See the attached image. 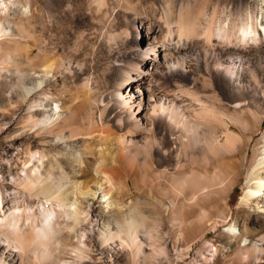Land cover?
Here are the masks:
<instances>
[{
	"label": "bare ground",
	"instance_id": "6f19581e",
	"mask_svg": "<svg viewBox=\"0 0 264 264\" xmlns=\"http://www.w3.org/2000/svg\"><path fill=\"white\" fill-rule=\"evenodd\" d=\"M20 1L0 0V123L22 109L16 134L29 132L46 148L26 144L18 151L23 159L3 164L7 177L0 182L8 187H0V264H73L89 256L92 226L99 249L118 244L132 263L140 255L170 262L166 239L185 237L190 246L203 230L219 226H227L224 239L202 245L210 256L227 247L241 261L260 260L264 225H250L246 217L237 226L225 199L242 175L238 204L264 223V20L257 12L239 0L225 8L243 18L215 24L204 21V0H180L173 21L165 17L167 2L148 23L125 0L134 39L145 29L147 50L135 61L113 56L94 114L95 80L70 97L54 96L49 81L65 74L60 63L41 58L40 67L31 65L33 44L23 41L40 38L9 19L10 6ZM16 9L27 16L26 6ZM7 74L15 79L6 82ZM144 86L146 98L131 96ZM133 193L141 196L126 204ZM95 203L103 210L90 212ZM67 251L70 260H61Z\"/></svg>",
	"mask_w": 264,
	"mask_h": 264
},
{
	"label": "rangeland",
	"instance_id": "374dc122",
	"mask_svg": "<svg viewBox=\"0 0 264 264\" xmlns=\"http://www.w3.org/2000/svg\"><path fill=\"white\" fill-rule=\"evenodd\" d=\"M124 1L125 0H121V1L103 0V4H100L103 10L100 7L98 8V6L100 5L96 6L97 4L96 0H21L18 5L13 4V6L12 5L10 6L9 19L13 22L15 21L14 23L21 22L26 30H29L28 28H31L29 30V34L32 35L33 33H35L32 35L34 39L37 38L38 36H39L38 38H40V40L38 39L31 40L30 38L27 37L23 41V44H27L28 47H30L33 44L30 47L31 52L29 55L30 58L34 57L33 59H31V65H33L35 68H38L40 67V64L43 62V60L44 61L47 60L45 61L47 63L49 62L55 63L56 61L60 63L61 70H63L65 73V74L59 73L56 76V80L49 81L51 85L49 92L52 93V95L60 96L62 94H65V96L70 97L71 92H72L71 94L78 92V90L80 89L79 87L83 89L85 83H87L86 80L89 81L92 79L93 82L96 81L94 86L96 88H93L94 91H92L91 93L92 96L95 95L94 96L95 98L92 97L94 98L92 100L93 101L92 104L94 105L91 106L93 107L92 110L94 114H96L97 109L95 108V106L98 101L97 95L100 94L99 91L101 85H103L102 81L104 83V76L102 74L104 73V71H106L109 68L110 64L112 65L113 58L117 56V59L122 58L125 61L130 59L131 61L132 60L135 61L136 58L145 55V51L147 50V47L144 46V42L146 41V31L145 29H141L139 39L138 40L134 39L135 33L132 29H130L131 24H130V14H128L129 10L124 5ZM128 1H129L128 4H131L135 7V12L137 13V15L139 14L136 17L139 20L148 23H152V22L155 23L157 21V18L162 13L160 7L167 2L171 3V10L169 12L164 11V13L166 14L165 17L168 20L173 21L174 18L176 17L177 8L180 3V0H128ZM238 1L239 0H204V2H206L205 4L206 10H204V15H205L204 21L205 19L208 20L212 19L215 24H223L229 20L230 22L238 21L237 19L241 17L243 18V13L241 11H236L234 9H231L232 11L228 12L229 10L225 8L230 6L231 7L236 6ZM242 1L250 9H253L255 13L257 12L256 15L258 20L261 19H262L261 21L264 20L263 19L264 0H242ZM188 2L190 4H194V3L199 4L203 2V0L202 1L188 0ZM20 5L23 7L26 6L28 9L27 16H24V18L23 16H21L20 18L19 14L16 12L17 6ZM214 7H216L215 10ZM29 12H31L32 14ZM114 24L116 25V29ZM109 26L111 28H109ZM124 29L129 34L127 39L124 37V33H122L124 32ZM101 30L105 31L106 34ZM113 36L115 37L119 36L118 39L119 40L122 39V40L119 41L117 38ZM113 39L114 40L116 39V41H114ZM39 41L41 43H39ZM137 42L141 45L135 47V44ZM213 42L215 41L213 40ZM38 43L40 45L43 44L42 47L39 46ZM52 48H54L55 50H53ZM118 51L120 52V54H118L119 53ZM45 52L49 54L48 56L50 57H47V54L44 55ZM123 52L126 53V55ZM58 58H60L61 61L63 60L64 62H60ZM63 58H66V60H64ZM50 59L51 61H49ZM37 61L40 62L37 63ZM77 63L81 66L79 65L77 66ZM71 65L73 69H71L72 68ZM178 70L179 69H174L173 73L177 72ZM67 72H71V74L70 73L68 74ZM97 72H100L101 74ZM14 79H15L14 76L10 77L7 74L5 81L9 83V81H13ZM81 82L84 85L81 86L80 85ZM145 87L146 86H144V88L141 89L140 94L132 93L131 96L139 97V98L141 97V99L143 97L146 98L147 88ZM64 90L66 91V93H64L65 92ZM39 97L43 98V96H39ZM95 99L97 101H95ZM94 102H96V104ZM22 111H23L22 109L16 110L14 114H10L4 118L3 124L0 123V180L2 176L5 178L7 177L6 168L3 165L7 162V160L12 162L15 159H17L18 161L23 159V155L18 151H20V149H22L24 145L27 144L31 149L35 148L36 146L39 149H42L44 147L46 148L45 144L43 145L36 144L35 142L36 138L33 135H31V133L29 132L21 136L16 134V132L20 130L19 127L20 125L18 123L21 119L20 112ZM44 166H46L45 163ZM2 186L8 187V184L6 182L4 183L0 182V187ZM243 191H244V179L243 176L241 175L239 177V180L233 186V188L225 195V199L227 200L228 207L230 209L231 219L237 220L238 223L237 226H239V222L242 221L243 219L245 220L246 217H248V223H250V225L253 226L261 225V224L264 225V223H262L263 218L259 214L252 213L250 215H247L245 209L238 204L239 197L241 196ZM138 196L140 197L141 195L138 193H133V195L130 196L131 198L126 199L125 203L128 204V201L130 200L134 201V199L138 198ZM150 202H154V201L151 200ZM151 204H147V206L146 204H141L143 208L141 206H139V208L140 210L147 211L148 213L150 212L149 214L151 216H156L157 215V212H155L156 209H154L151 206ZM102 210L103 208H101V205H97V203H95L93 205V208L90 209V212L93 213ZM150 210L154 214H152ZM103 213L105 212L103 211ZM95 228H97V226L96 227L92 226L91 235H89L90 238L88 237L85 239L86 246L88 249H90L89 250L90 252L88 253L89 256L87 258L81 259L80 261L79 260L74 261L73 264H169L170 262L171 264H264V255H262V258L258 261H253V260L241 261V259H239V255L236 253H232L231 251L228 250L227 247L220 249L214 257L210 256L211 248L207 247L204 249L202 247L203 243H205L203 246H207L208 244L207 242L213 244L214 246H217L219 242L218 240L224 239L223 231L227 229V226H221V227L219 226L217 229L212 228L207 232L203 230L201 233V237L197 238L199 240L196 239L193 242V244H191L190 246L187 240H186L187 244L185 243V237L184 238L182 237L180 240L174 242L172 241V239H166L167 241L165 240L164 242H166L167 244L166 243L164 244L167 246V251H168L167 258L169 257L170 262L168 261L167 258H166L167 260L164 259L165 261L163 259H160L161 258L160 256H158L157 258V255H155L156 256L155 261L150 259V258L153 259L155 258V256L153 255L152 257L150 256L148 257L146 255L145 256L140 255L139 257H137V260L134 261L133 263L131 262L130 253L119 247L118 244L116 245L112 244L111 246L112 248L107 247L102 250L99 249L97 247V242L94 237L97 231V229ZM173 245H175L176 249L174 248ZM174 250L176 251L174 252ZM146 251L148 254L149 250H145V252ZM199 253L200 254L203 253L205 260L203 259V256H200ZM65 254L61 255L60 259L65 261L70 260L69 256H67L69 255L68 251ZM144 258H146L147 260Z\"/></svg>",
	"mask_w": 264,
	"mask_h": 264
}]
</instances>
